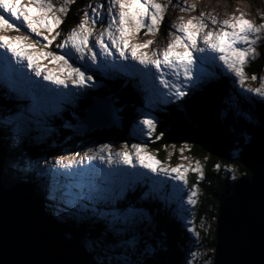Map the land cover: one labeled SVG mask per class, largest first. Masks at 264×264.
<instances>
[{
    "label": "rangeland",
    "instance_id": "374dc122",
    "mask_svg": "<svg viewBox=\"0 0 264 264\" xmlns=\"http://www.w3.org/2000/svg\"><path fill=\"white\" fill-rule=\"evenodd\" d=\"M50 2L56 9L52 15L58 16L62 21L61 24L53 30V32L49 33L44 28H38V31L40 32V35L38 36L35 33L30 32L26 25H24L21 21H15L16 26L20 30H0V36L28 37L24 43L34 45L32 49L28 50V55L37 56L41 52H46L57 56L65 55L66 58H68L66 55L68 49L60 48L58 45L63 43L64 38L71 30L75 29L77 32L80 31L78 25L82 20L85 19L84 14L88 13L89 17L97 20V23L95 24H92L90 21L85 24V27L93 29L92 35L89 37L88 46L93 48V51L100 53V48L98 46L93 47V43L97 40L99 34L103 32L109 24H112V17L106 14L107 7L111 6L110 0H81V3H78V5L77 0H73V2L67 4H65V0H50ZM156 2L168 6L164 22L158 26L159 32L145 35V33L148 32V29L147 27H144L140 29L139 33H135L129 37L130 44H142L147 40L154 41V43L149 45L147 49L138 50V55L141 52H146L149 56H151L154 50L159 51L163 49L170 39H174L175 30L171 28L172 23L187 22L190 19L195 22L196 20L200 19L201 13L205 14L204 22L207 24L206 30L211 31L217 30V27L210 23L212 17H215L218 21H222L231 16H239L243 14L245 19L250 20L257 26L264 25V0H172L171 4H168V0H156ZM97 5H104L105 7L98 8L97 11L99 15L97 17H93L92 8L96 7ZM23 6L35 5L31 4L30 0H22V7ZM61 6L66 7V13H60L58 11ZM74 6L77 7L74 13L75 20L71 21L68 19V17ZM112 11L113 14L118 13L119 7H114ZM3 14L7 17L6 13ZM118 20L119 17L116 16L117 23ZM149 23L150 20L146 19L145 24ZM115 27L116 25L113 24V31H115ZM57 33L58 35H56ZM169 33H171V35H169ZM54 35L56 38L52 39ZM44 36H47L49 40H52V43L48 44V41L44 40ZM263 44L264 41L257 42L256 56L254 59L249 58V61L245 66V72L248 79L246 80L243 89L239 84V78L236 77L233 72L228 70L223 62L219 60V53L209 54L210 57H215V59L205 58L204 61H201L199 57L203 54L196 52L194 49H189L192 52L194 60V77L199 75L201 79L195 84V86L189 84V86L185 89L186 93H191L193 89H197L199 86L206 84L213 77V75L216 74L231 78L232 82H234L235 86L237 87V89H235L236 93H238L240 90L243 93L250 94L258 98V96H256L254 93L246 92L244 89H255L257 87H261L262 82H264V70L261 72L257 80H252V75L249 72V68L252 67L251 62H254L258 57L261 56L260 49ZM45 45L47 46L45 47ZM199 46L202 47L203 44L200 43ZM175 51H183V48L177 47ZM126 52L129 53L127 59H121L119 52H117L114 48L112 49V56L106 57L103 54L98 55L97 65L99 67L96 65H91L90 60L87 58L85 60H78L76 58L78 54L74 53L69 59V63L72 64L73 67H80L81 70L85 72L86 76L91 75L93 79L91 81L86 80L82 88L79 86H74L69 80L66 81L68 83V87L64 88L62 85H55L50 81L43 80L42 76L37 77L34 71L27 66L26 60H22L21 64L17 65L16 59L12 57L10 52H5L4 49H0V79L4 82V85L0 82V89L11 100L10 103L12 105L16 104L10 109L0 107V120L6 119L8 117H22L27 115L28 123L33 124L32 128L30 129V133L32 135L30 137H33L32 140H34V144L39 145L45 140L49 139L51 134L54 133V129L52 128L51 124H49L51 123L49 119L52 121L55 116L65 113L69 107L76 106V100L86 99L95 93L101 85V82L98 78L105 76L109 78L111 76L118 75L125 81H135V78L130 73V71L142 76L144 81L149 86H151L150 90L154 96L161 100L158 103H155V105L177 102L186 97L187 94L183 97L161 95V93H167L168 89L160 85L159 80L155 79L154 76L146 75V73H149V69H145L143 65L138 63V61L131 58V48L126 49ZM4 56L11 58V65L19 68L21 72H23L25 76L30 77L33 82L53 90V99L55 98V94H59L60 97L65 99V102L54 112L51 110L50 102L47 99L41 103L40 107L34 109L32 112L26 111V109L31 107L32 100L22 96L14 97V95H18V93L13 91L12 88L5 82V76L6 74L11 75V69L6 67V65L3 63ZM40 66L42 72L45 74H47L48 71H52L57 76H60V78H63V75L60 73V68L62 67L61 63L53 64L50 62V58L41 57ZM151 73H155L156 76L160 75V73L156 72L155 68H151ZM164 73L165 79L175 80V77L168 75L167 69L164 70ZM181 79H183V77H181ZM176 82L179 83V81ZM143 94L144 98L147 99V96H149V90L142 88V93L140 92V96ZM114 115L116 121L117 111H114ZM146 118L152 119L149 114L144 115L141 114V112L136 114L135 122H133V126L135 127L134 129H136V131L132 130V134L137 138L142 136L144 137L143 141L149 142L150 140H153L152 136L154 132H152L151 135H148L147 129L142 124H140V121ZM79 131L81 134H85L86 131L90 133L94 130H88V126L83 123L80 124ZM138 140L140 141V139L133 138L130 140V142L125 140V143L120 141L117 143L113 140H95L91 138L85 140L83 143H80L81 151H76L77 153H74V150L68 152L64 157L51 160L45 159L44 155L36 158L30 165H25L21 162L15 161H11V164L16 166L21 165L25 169V174H32L34 178L32 180V184L35 186V191L38 192L42 198L48 201L47 205L49 206V210L61 207L64 210L67 209L68 213L70 214L73 210L64 203V201L70 199V197L61 195L62 192L68 190L66 186H71V191L73 193L79 191L88 193L90 188L98 189L99 191L92 192L93 196H97L106 194L105 190H114L118 193L127 181L134 182L131 190L136 188L138 184H147V182H150V186L154 192H159L161 189L166 191L164 195L165 198H168L166 204L172 209H178V217L181 221V225H183L182 233L180 231L178 233L179 240H175L172 245H169L166 241V237L162 236V238H160L156 243L154 247L155 249L152 252H156L158 250L162 253L166 252L167 254L169 251L178 249L179 251L182 250L183 252V258L181 260L182 264H211V256H213L215 249H211L212 247H210L207 242L203 243L202 240L204 238V234L205 236L209 234V239L212 240L211 234L216 230L215 225L217 221L214 220L212 218L213 216H211L209 213L204 216L201 221L198 220L199 209L204 200L203 198L201 199L202 189L199 186H196L194 189H189L187 184L190 173H195L198 176H202L203 165L200 160L194 159L189 154H187L188 148L186 146L183 145L175 149L172 148L166 150L164 153V159L166 158V160H161V158L158 157L154 151L150 150V148L146 147L145 145H142V154L144 156H152L155 160L159 161L160 167H163L169 171L171 168L177 166H181L182 172L183 169H189L188 171L183 172L185 178L187 179V184L176 179V173H170V175L167 176L163 174L157 175V173H153L149 169L141 167L139 163L135 161V157L133 158V162L136 164V167L134 168L122 163H114L109 165L106 161L102 162L99 159H88V157L93 154L88 150L91 148L96 151L99 146L103 144H108L110 146V151L103 154L105 157H107L109 154L114 156L116 152L121 150L134 153L135 150L132 148V145L138 144ZM124 146H126V148ZM173 158H175L176 162L178 163L172 165ZM197 165L200 168V173L190 170ZM228 168H230V166ZM229 171L231 172V177L233 180L238 179V172L233 173L236 172V170L231 169ZM77 185H80V187H77ZM193 190L196 191V195L192 198L196 201V203L189 204L187 201L189 197L192 196ZM53 196L56 198L53 199ZM208 211H215V208L208 207ZM144 212L149 217L147 211L144 210ZM171 215L173 216V213H171ZM168 222L169 224H173L170 223V221ZM173 222V226H170L169 228L173 229L176 227L179 230L180 223L176 220H173ZM201 230L203 233H201ZM183 232L187 233L186 241L183 238ZM137 248L138 251L136 252H131L130 250V256H133L137 259V261H140L146 252H144V249H141L139 246H137Z\"/></svg>",
    "mask_w": 264,
    "mask_h": 264
},
{
    "label": "snow or ice",
    "instance_id": "6c2138e0",
    "mask_svg": "<svg viewBox=\"0 0 264 264\" xmlns=\"http://www.w3.org/2000/svg\"><path fill=\"white\" fill-rule=\"evenodd\" d=\"M71 2L73 0H65V4ZM171 2L172 0H168V4H171ZM30 3L35 6L22 7V0H0V30L19 31L20 29L16 26L15 21H21L30 32L39 36L40 32L38 28H44L51 33L61 24L60 18L52 15L56 9L50 0H30ZM110 5L106 9V14L112 17V24H109L93 43V47L98 46L100 48V53L93 51V48L88 46L89 37L92 35L93 29L85 27V24L89 21L92 24L97 23V20L89 17L88 13L84 14L85 19L78 25L80 31L71 30L64 38L63 43L58 45L60 48L68 49L66 54L68 58L65 55L57 56L46 52H41L37 56L28 55V50L32 49L34 45L24 43L28 39L26 36H0V49L10 52L12 57L16 59L17 65H20L22 60H26L27 66L34 71L35 75L37 77L42 76L45 81H50L52 84L62 85L64 88H67L68 83L66 81L70 80L74 86L82 88L85 81H91L93 77L91 75L86 76L80 67H73L69 63V59L74 53L78 54L76 57L78 60H85L87 58L90 60L91 65L99 67L97 65L98 55L112 56V49L114 48L119 52L121 59H127L129 53L126 52V49L131 48V58L138 61L145 69H149V73H146V75L154 76L155 79L159 80L160 85L168 89L167 93H161V95L183 97L187 94L185 89L189 84L195 86L201 79L199 75L194 77V60L192 52L189 49H194L196 52L203 54L199 57L201 61H204L205 58L215 59V57H210L209 54L219 53V60L239 78V84L243 89L248 79L245 66L249 58L254 59L256 56L257 42L264 41V25L257 26L250 20L245 19L243 14L231 16L222 21H218L215 17H212L210 23L216 26L217 30L211 31L206 30L207 24L204 22L205 14L201 13L200 19L195 22L190 19L187 22L172 23L171 28L175 30L174 39H170L163 49L159 51L154 50L151 56L146 52H141L138 55V50L147 49L154 41L147 40L142 44H130L129 37L135 33H139L140 29L144 27L148 29L145 35L158 33V26L164 22L168 6L157 3L156 0H110ZM116 6L119 7V12L113 14L112 10ZM104 7V5H97L92 8V16L97 17L99 15L97 9ZM58 11L66 13L67 9L61 6ZM3 13H6L7 17ZM116 16L119 17L118 23L116 22ZM146 19L150 20L149 24H145ZM113 24L116 25L115 31L112 30ZM55 38L54 35L52 39ZM44 40H47L48 44L52 43V40H49L47 36H44ZM200 43L203 44L202 47L199 46ZM177 47L183 48V51H175ZM41 57L50 58V62L53 64L61 63L60 73L63 75V78H60V76H57L52 71H48L47 74L42 72L40 66ZM3 63L11 69V75L6 74L5 82L18 95L32 100L31 107L26 109V111L32 112L47 99L50 102L51 110L54 112L65 102V99L60 97L59 94H55V98L53 99V90L41 86L33 82L30 77L25 76L19 68L11 65V58L8 56L3 57ZM151 68H155L156 72L160 73V75L156 76L155 73H151ZM165 69L168 70V75L175 77V80L164 78ZM251 79L257 80V76L253 75ZM176 81H179V83ZM244 91L264 98V82H262L261 87L255 89L247 88ZM21 118L8 117L4 122L5 124L16 125V121ZM140 124L147 129L148 135H151L155 131V123L152 119H143L140 121ZM13 132L15 139L19 140L23 136L28 135L30 128L15 126ZM124 147L126 148V146ZM132 148L135 150L134 153L121 150L116 152L114 156L109 154L105 157L103 154L110 151V146L103 144L96 151L90 148L88 151L93 154L88 159H99L102 162L106 161L109 165L122 163L134 168L136 167V164L133 162V158L135 157V161L141 167L149 169L151 172L157 173V175L163 174L167 176L170 173H176L175 178L187 184V179L183 172L189 169H183L182 172L181 166H177L171 168L169 171L160 167L159 161L155 160L152 156H144L142 154V145L135 144L132 145ZM190 170L200 173L198 165ZM133 183V181H127L118 193L114 190H105L106 194L97 196H93L92 192L99 191L98 189L90 188L88 193H84L83 191L73 193L71 186H66L68 190L61 193L62 196L70 197L64 203L73 210L71 215L80 221H87L89 231L94 232V236L89 238L86 245L96 254L94 264H133L129 258L130 250L131 252L138 251L137 246L140 242L138 233L142 231L144 223L149 220L143 208L133 206L122 210L119 206V202L132 189ZM77 187H80V185H77ZM195 195L196 191L193 190L192 196L187 201L189 204L196 203L192 198ZM150 196L151 193H144V198L147 199ZM55 198L53 196V199ZM109 239L112 242L106 245ZM117 249H122V251L116 254ZM150 251L152 249L146 246L144 252ZM109 253L112 254L110 255Z\"/></svg>",
    "mask_w": 264,
    "mask_h": 264
},
{
    "label": "trees",
    "instance_id": "16d2710c",
    "mask_svg": "<svg viewBox=\"0 0 264 264\" xmlns=\"http://www.w3.org/2000/svg\"><path fill=\"white\" fill-rule=\"evenodd\" d=\"M78 3H81V0H77V5ZM76 8L74 6L69 13L68 19L71 21L75 20ZM260 50L261 56L251 62L252 67L249 68L251 75H255L257 78L264 70V44ZM102 83L105 92L100 96L111 97L113 109L117 111L116 121L108 129L98 128L90 133L87 131L85 134L80 133V124L86 116L92 99L75 102L76 106L69 107L65 113L55 116L52 121L49 119L54 133L39 145L34 144L30 132L19 140L15 139L13 129L15 126L24 128L23 125L26 123L24 119L23 121L18 119L16 125L5 124L0 120V172L13 183L15 188L24 192L31 199L38 213L61 237L72 244L83 246L85 254L91 261L90 264H94L96 254L86 246L89 238L94 236V232L89 231L88 222L74 218L67 209L64 210L61 207L57 209L52 207L53 210H49L48 201L35 191L32 174H25L24 167L12 165L11 161L30 165L36 158L44 155L45 159L49 160L64 157L68 152L81 151L80 143L91 138L113 140L117 143L119 141L125 143V140L130 142L133 138L140 139L138 144L150 148L161 160H166V158L164 159L166 150L184 145L188 148L187 154L200 160L203 165L202 176L190 173L187 184L189 189H194L196 186L202 189L201 199L204 200L199 209L198 220L201 221L209 213L214 220L218 221L221 201L226 198L238 181L251 178L244 162L264 133V98L252 95L239 97L235 95L233 87L228 82L219 78H215L199 90L187 95L178 104L157 107L152 103L140 106L138 103V97H141L140 93L137 97L131 89H127L123 94L116 82L103 80ZM7 105L12 106L11 104ZM139 112L144 115L149 114L155 123L153 140H150V143L143 141L144 137L137 138L132 134V130L136 131L133 122ZM28 128L31 129V127ZM175 158H173L172 165L178 163ZM229 166L230 168H228ZM231 169L236 170L233 173L238 172V179H232L229 171ZM144 193H151V196L146 199ZM165 193L164 189L154 192L150 182L141 183L130 190L119 202L122 210L129 205H136L138 208L146 210L149 215V220L145 222L142 231L138 233L140 237L138 246L141 249H145L147 246L153 251L162 236L166 237L169 245H172L175 240H179L178 233L179 231L182 233L181 221L178 217L179 211L166 204L168 198L164 197ZM208 207H214L215 211H208ZM173 220L180 223L179 230L176 227L169 228L173 226ZM168 221L173 224H169ZM216 226L217 223L215 229ZM201 233H203L202 230ZM211 235L212 240L209 239V234L206 236L204 234L202 242H207L212 247L211 249H215L216 230ZM183 238L185 241L187 240L186 232H183ZM111 242L112 240L109 239L106 245ZM120 251L122 249H117L116 254ZM152 251L146 252L140 261H137L133 256L129 258L133 264H145L147 259L164 260L171 256L175 264H182V250L176 249L167 252V254L158 250ZM213 259L214 254L211 256L212 263Z\"/></svg>",
    "mask_w": 264,
    "mask_h": 264
},
{
    "label": "water",
    "instance_id": "95a60500",
    "mask_svg": "<svg viewBox=\"0 0 264 264\" xmlns=\"http://www.w3.org/2000/svg\"><path fill=\"white\" fill-rule=\"evenodd\" d=\"M115 121L107 100L94 102L83 123L108 129ZM249 180L238 181L218 210L212 264H264V133L244 162ZM81 244H72L35 204L0 172V264H90ZM145 264H175L172 257Z\"/></svg>",
    "mask_w": 264,
    "mask_h": 264
},
{
    "label": "bare ground",
    "instance_id": "6f19581e",
    "mask_svg": "<svg viewBox=\"0 0 264 264\" xmlns=\"http://www.w3.org/2000/svg\"><path fill=\"white\" fill-rule=\"evenodd\" d=\"M170 22H171V20H170Z\"/></svg>",
    "mask_w": 264,
    "mask_h": 264
}]
</instances>
